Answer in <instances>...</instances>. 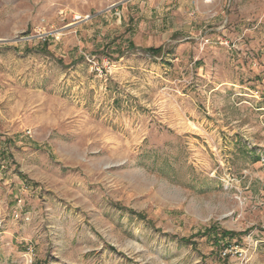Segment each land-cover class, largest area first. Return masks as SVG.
I'll list each match as a JSON object with an SVG mask.
<instances>
[{
  "label": "rangeland",
  "instance_id": "374dc122",
  "mask_svg": "<svg viewBox=\"0 0 264 264\" xmlns=\"http://www.w3.org/2000/svg\"><path fill=\"white\" fill-rule=\"evenodd\" d=\"M0 164V264H264V0H0Z\"/></svg>",
  "mask_w": 264,
  "mask_h": 264
},
{
  "label": "trees",
  "instance_id": "16d2710c",
  "mask_svg": "<svg viewBox=\"0 0 264 264\" xmlns=\"http://www.w3.org/2000/svg\"><path fill=\"white\" fill-rule=\"evenodd\" d=\"M133 46H134V44L131 42L130 43V47H133ZM146 51H148L149 53H152V54H159L162 51V47H157V48L151 47V48L146 49ZM224 233H225V235H230V236H233L234 235L233 232H225L224 231ZM225 235H223V237Z\"/></svg>",
  "mask_w": 264,
  "mask_h": 264
},
{
  "label": "built area",
  "instance_id": "2783aa9c",
  "mask_svg": "<svg viewBox=\"0 0 264 264\" xmlns=\"http://www.w3.org/2000/svg\"><path fill=\"white\" fill-rule=\"evenodd\" d=\"M205 2H207V3H211V2H213L214 0H204ZM5 168V166H3L2 164H0V180L2 179V177H3V169ZM17 213V216L19 217V213L18 212H16ZM229 251H232V249H230V250H226L225 252H224V254H226L227 252H229ZM240 251V255H243V252H241V250H238V249H236V252H239Z\"/></svg>",
  "mask_w": 264,
  "mask_h": 264
}]
</instances>
